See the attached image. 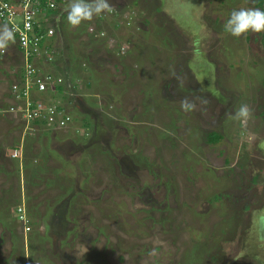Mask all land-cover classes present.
<instances>
[{
  "label": "rangeland",
  "instance_id": "obj_1",
  "mask_svg": "<svg viewBox=\"0 0 264 264\" xmlns=\"http://www.w3.org/2000/svg\"><path fill=\"white\" fill-rule=\"evenodd\" d=\"M108 3L57 33L71 125L26 129L20 163L0 118V264H264V32L224 30L256 0Z\"/></svg>",
  "mask_w": 264,
  "mask_h": 264
},
{
  "label": "built area",
  "instance_id": "obj_2",
  "mask_svg": "<svg viewBox=\"0 0 264 264\" xmlns=\"http://www.w3.org/2000/svg\"><path fill=\"white\" fill-rule=\"evenodd\" d=\"M69 2L70 0H0V24H8L15 29L23 59L22 79L10 86V95L16 102L5 112L19 114L28 130L35 122L54 129H65L73 120L71 114L59 103L32 97V91L53 93L64 83L63 77L40 70L36 58L43 56L47 61H52L54 52H49L45 43L55 34L58 20L63 16L67 17L65 9ZM87 30L91 34L96 32L99 37L104 35L103 31L97 32L92 26ZM20 157L21 147L13 149L11 158ZM25 208L21 204L16 211L23 233L27 235L31 225Z\"/></svg>",
  "mask_w": 264,
  "mask_h": 264
},
{
  "label": "crops",
  "instance_id": "obj_3",
  "mask_svg": "<svg viewBox=\"0 0 264 264\" xmlns=\"http://www.w3.org/2000/svg\"><path fill=\"white\" fill-rule=\"evenodd\" d=\"M55 22H57V19L55 20ZM54 23H52L53 26H54ZM0 25H3V24H0ZM57 33H58V30L56 29L55 34L49 37L45 43L46 47L48 49H53V51L56 49L55 47L57 45V37H58ZM3 51L4 52H1L0 50V107H1L0 113L2 114V115L0 114V118H2L3 116H4L3 118H6V117L9 118L12 124L15 121L14 119H18L23 122L22 125H24V129L22 130V133L20 134V138L18 139V142L15 143V145H13L12 150H11L12 152L13 149L21 147V157L17 159L12 158V160H18L20 163H22L24 160L23 157H25L24 155L25 139L28 138L29 136V134L26 131L27 129L26 122H24V120L19 114L5 112L4 108H6L7 106L9 107L11 104L16 102L10 95V86L12 83L16 81H20L22 79L23 59H22V54H21V51H20V48L18 46V42L16 41V39L14 43H11L9 47ZM36 63L38 64L40 70H42L43 72H53V74H55L56 76L58 77L60 76L64 78V75L58 72L56 67L51 66L49 62L45 59V57L42 56V57L36 58ZM72 88L73 86L71 82V83H68L66 86L65 85L58 86L56 91L53 93H50V92L41 93L37 91H32V97L35 99H43L46 101H52V102L59 103L60 105L65 107L66 110L68 111L69 107L75 106L73 104L74 101H72L71 98H67L68 93ZM63 99H64V102H63ZM62 103H66V104L64 105ZM32 126H36V131L42 132L41 134H46L47 131L54 130V128H50L38 122L32 123ZM82 127L83 128H81V130L85 131L86 127L84 126ZM9 156L11 157V153Z\"/></svg>",
  "mask_w": 264,
  "mask_h": 264
},
{
  "label": "clouds",
  "instance_id": "obj_4",
  "mask_svg": "<svg viewBox=\"0 0 264 264\" xmlns=\"http://www.w3.org/2000/svg\"><path fill=\"white\" fill-rule=\"evenodd\" d=\"M110 10L108 0H70L65 9L67 22L72 26H79L83 22L90 21L93 17ZM224 30L233 37H240L249 31L264 32V11L259 9L233 10L224 25ZM15 39L16 35L13 27L8 24L0 25V50L7 49L11 43L15 42ZM68 83L71 82H66L64 79L63 85L66 86ZM181 107L184 110H190L194 108V105L185 100L182 102ZM7 108L8 106L4 109L6 110ZM250 116L251 110L246 104L241 105L235 112V118L237 119H248ZM23 235L25 234L23 233Z\"/></svg>",
  "mask_w": 264,
  "mask_h": 264
},
{
  "label": "trees",
  "instance_id": "obj_5",
  "mask_svg": "<svg viewBox=\"0 0 264 264\" xmlns=\"http://www.w3.org/2000/svg\"><path fill=\"white\" fill-rule=\"evenodd\" d=\"M256 5L257 6H259V7H261V8H263L264 7V0H257V2H256ZM67 20V17L65 16H63L62 18H61V20L60 21H58L57 23H56V26H55V28L58 30V31H62V28L63 27H66L67 29H68V27H67V25L66 24H68V22L66 23V22H64V21H66ZM83 26V25H82ZM82 29V28H81ZM79 30H80V28H79ZM84 30H85V28L84 29H82V32H84ZM86 35H87V37L91 40V39H94V38H99L100 40H102V41H104V39H106L107 37L105 36L104 38H102V37H99V36H96L94 33H89L88 31H87V29L85 30V32H84ZM49 52H55V50L53 51V49H49ZM54 55V54H53ZM49 64L51 65V66H53V67H56L57 68V71L58 72H60V73H62L63 75H64V78H65V81L66 82H71V80L69 79V77L68 76H66L65 75V73L64 72H62V70H61V68L55 63V60L53 59L51 62H49ZM64 86V85H63ZM263 86H264V81H263ZM221 138H222V136L219 134V133H217V132H212V133H210L209 135H208V141H210L211 143H217V142H219L220 140H221ZM28 215V214H27ZM29 217V216H28ZM29 224H30V221H29Z\"/></svg>",
  "mask_w": 264,
  "mask_h": 264
},
{
  "label": "flooded vegetation",
  "instance_id": "obj_6",
  "mask_svg": "<svg viewBox=\"0 0 264 264\" xmlns=\"http://www.w3.org/2000/svg\"><path fill=\"white\" fill-rule=\"evenodd\" d=\"M256 2H257V0H256ZM257 6V5H256ZM258 8H260L261 10L262 9H264V7L263 8H261V7H259V6H257ZM263 81H264V79H263ZM264 87V86H263ZM260 232H264V216L262 217V219L260 220Z\"/></svg>",
  "mask_w": 264,
  "mask_h": 264
}]
</instances>
